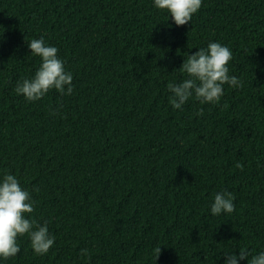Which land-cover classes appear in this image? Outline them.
<instances>
[{
    "label": "trees",
    "instance_id": "1",
    "mask_svg": "<svg viewBox=\"0 0 264 264\" xmlns=\"http://www.w3.org/2000/svg\"><path fill=\"white\" fill-rule=\"evenodd\" d=\"M40 36L73 73L71 96L15 93ZM211 41L232 50L243 86L172 109L175 69ZM0 170L56 238L37 256L18 237L4 264H154L159 245L157 264H215L264 250V0H203L179 27L151 0H0ZM219 191L235 195L233 213L210 215Z\"/></svg>",
    "mask_w": 264,
    "mask_h": 264
},
{
    "label": "clouds",
    "instance_id": "2",
    "mask_svg": "<svg viewBox=\"0 0 264 264\" xmlns=\"http://www.w3.org/2000/svg\"><path fill=\"white\" fill-rule=\"evenodd\" d=\"M152 7L165 13L166 20L179 27L191 22L192 17L202 6L203 0H151ZM30 56L38 57L39 64L34 73L17 81L15 93L28 102H36L54 90L61 96H71L74 85L73 73L66 70L65 60L59 55V49L46 42L44 36L32 38L27 42ZM192 54L184 57L178 69L180 78L167 84L168 103L174 110H183L190 100L200 105L218 104L230 88L243 86L241 79L230 74L229 61L232 50L219 42H208L205 47L196 48ZM55 115V112L52 113ZM198 110L196 115H202ZM242 168L243 165L237 164ZM235 195L230 191L213 194L209 205L212 216L228 215L235 211ZM35 211V201L30 192L21 186L15 174L0 170V264L10 257H16L20 251L18 237L27 236L34 255L44 256L55 243V236L49 231L48 222L41 223L30 214ZM162 245L152 250L154 264L161 255ZM80 255H89L87 248L80 249ZM264 264V250L250 254L247 248L238 251H223L216 257L215 264Z\"/></svg>",
    "mask_w": 264,
    "mask_h": 264
}]
</instances>
